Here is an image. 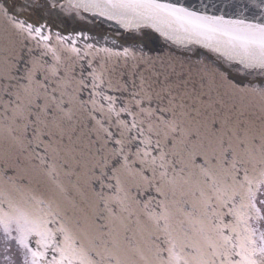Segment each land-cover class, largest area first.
<instances>
[{
  "label": "snow or ice",
  "instance_id": "6c2138e0",
  "mask_svg": "<svg viewBox=\"0 0 264 264\" xmlns=\"http://www.w3.org/2000/svg\"><path fill=\"white\" fill-rule=\"evenodd\" d=\"M87 14L127 46L53 31ZM0 17V120L47 178L0 168V264H264V0H0Z\"/></svg>",
  "mask_w": 264,
  "mask_h": 264
},
{
  "label": "water",
  "instance_id": "95a60500",
  "mask_svg": "<svg viewBox=\"0 0 264 264\" xmlns=\"http://www.w3.org/2000/svg\"><path fill=\"white\" fill-rule=\"evenodd\" d=\"M9 4L12 3V0H7ZM181 2H197V0H181ZM203 2L211 5L213 3L219 4L221 0H203ZM7 33H11V27L8 25L3 17H0V50L3 48L4 37ZM53 31H60L62 35H75L76 32L83 31L86 35L95 37L94 40L86 41L81 40L78 44L79 47H83L85 43H96L97 46H107V47H119L120 45H125V41L128 39V33L123 29H119L114 23H104L100 19L93 20L90 14H87V19L80 20L78 18L73 19L71 17L67 18V22H58L56 27L53 28ZM115 42V44L113 43ZM161 45L160 54L163 55L165 52L170 53L173 57H190L193 62L207 56L206 63L210 66L213 63L214 56L213 54L207 53V50L200 49L198 47L194 48L192 51L185 49H177L174 46L168 45L162 38L159 40ZM127 46V45H125ZM196 53H200L197 55ZM155 56L156 53H150ZM99 59V58H98ZM123 69L117 68V71L111 74L113 82L116 83L119 80V73ZM116 94V93H110ZM122 99L127 101L129 97L125 94ZM74 122H78L83 132L86 134L90 125L84 120L81 114H77V117L74 118ZM84 143H87L85 140ZM37 151H41L37 149ZM94 151V147H93ZM18 157V159H17ZM89 159L87 155L82 158V167L81 171L86 169L83 167L84 163ZM71 163V162H70ZM10 167L16 170L15 174H18L21 177H28L32 180V187L40 188L46 183V176L43 171V167L39 165V161L35 159L34 154L29 148L27 151L21 152L19 146L10 138L7 137L3 130V121L0 120V168ZM151 175V173H146ZM9 175H14L12 171H9ZM159 179V177H157ZM131 195L135 196V186L130 184ZM89 196L94 199L92 193H89ZM159 199V197H158ZM83 206V205H82ZM135 217H133L134 219ZM144 219V217H141Z\"/></svg>",
  "mask_w": 264,
  "mask_h": 264
}]
</instances>
